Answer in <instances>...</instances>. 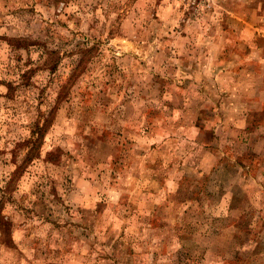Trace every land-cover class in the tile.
I'll use <instances>...</instances> for the list:
<instances>
[{
  "label": "rangeland",
  "instance_id": "374dc122",
  "mask_svg": "<svg viewBox=\"0 0 264 264\" xmlns=\"http://www.w3.org/2000/svg\"><path fill=\"white\" fill-rule=\"evenodd\" d=\"M0 264H264V0H0Z\"/></svg>",
  "mask_w": 264,
  "mask_h": 264
}]
</instances>
